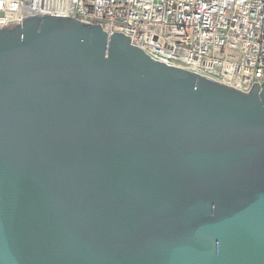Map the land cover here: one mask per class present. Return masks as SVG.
<instances>
[{
    "label": "water",
    "instance_id": "obj_1",
    "mask_svg": "<svg viewBox=\"0 0 264 264\" xmlns=\"http://www.w3.org/2000/svg\"><path fill=\"white\" fill-rule=\"evenodd\" d=\"M107 30L0 23V264H264V82Z\"/></svg>",
    "mask_w": 264,
    "mask_h": 264
},
{
    "label": "built area",
    "instance_id": "obj_2",
    "mask_svg": "<svg viewBox=\"0 0 264 264\" xmlns=\"http://www.w3.org/2000/svg\"><path fill=\"white\" fill-rule=\"evenodd\" d=\"M36 14L123 28L154 59L244 92L264 82V0H0L4 28Z\"/></svg>",
    "mask_w": 264,
    "mask_h": 264
}]
</instances>
